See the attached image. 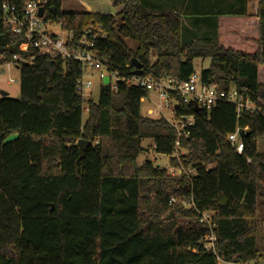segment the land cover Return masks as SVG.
I'll use <instances>...</instances> for the list:
<instances>
[{"label":"trees","instance_id":"trees-1","mask_svg":"<svg viewBox=\"0 0 264 264\" xmlns=\"http://www.w3.org/2000/svg\"><path fill=\"white\" fill-rule=\"evenodd\" d=\"M4 1L0 64L12 62L26 43L3 21ZM27 1L15 4L22 9ZM189 1L115 0L124 8L101 14L64 13L62 0H48V9L77 35L90 24L102 26L106 37L95 49L122 77L134 74L135 58L144 75L184 81L196 71L195 59H210L203 80L235 88L257 110L238 115L227 102L209 112L176 106V116L195 117L180 138L179 152L186 153L180 163L173 157L176 129L141 111L150 94L145 88L119 80L117 90L102 85L97 102L85 101L76 91V62L38 56L16 63L20 97H0V264H217L200 243L210 233L202 212L214 213L219 254L238 261L264 256L258 216L264 153L257 146L264 138V0L256 14H249L247 0L221 11L196 0L209 11L194 26L204 32L200 37L182 17L189 16ZM237 128H248L242 154L228 138ZM80 140L92 142L83 155ZM146 140L170 157L175 173L150 159L138 164Z\"/></svg>","mask_w":264,"mask_h":264},{"label":"built area","instance_id":"built-area-1","mask_svg":"<svg viewBox=\"0 0 264 264\" xmlns=\"http://www.w3.org/2000/svg\"><path fill=\"white\" fill-rule=\"evenodd\" d=\"M44 8L42 16H39L40 8ZM48 0H29L22 9H18L15 0H6L2 4V19L12 33L23 36L26 43L19 46L10 63L32 64L38 56L51 59L61 58L67 62H76L79 67L80 77L76 82L77 94L83 100L92 99L90 90L94 79H99L102 85H110L112 90H117V81H125L129 85L143 87L146 90L156 91L160 97L157 112L150 110L149 114H159L165 118L177 131L176 156L179 152L180 138L189 135V129L195 124L194 115H175V107L178 105L195 106L200 110L210 111L218 102L233 104L238 115L245 111L257 110L255 103L242 92L235 88L225 89L217 83H209L203 80L201 71H195L188 79L181 81L177 78L166 77L156 79L152 75H136L122 77L118 71L113 70L101 58V53L95 49V41L106 37V32L100 25L90 24L80 34L64 27L62 21L56 22L50 18ZM53 23H59L65 34H58L49 27ZM109 77V83L104 84L103 79ZM112 77L117 80L112 83ZM147 98V97H146ZM142 99V102L144 99ZM168 109L174 114V119H168L163 115V110ZM88 112V108L85 109ZM159 117V118H160ZM248 128H237L229 135V141L239 154L244 152L243 138L240 131ZM155 145H153V148ZM182 172V170H179ZM201 222L206 224L210 233L200 240L206 251H213L217 264H264V256L251 261H238L227 259L219 254L216 249L217 237L213 232L216 225L214 213L202 212Z\"/></svg>","mask_w":264,"mask_h":264},{"label":"rangeland","instance_id":"rangeland-1","mask_svg":"<svg viewBox=\"0 0 264 264\" xmlns=\"http://www.w3.org/2000/svg\"><path fill=\"white\" fill-rule=\"evenodd\" d=\"M196 0H190L189 3L186 6V13L189 14L186 18H184L185 25L189 27L188 29L191 32V34L195 37L203 36V31L194 29V26L198 24V22L202 21L201 18L205 17L206 14H208V10L203 7H196ZM234 0H225L227 5H231L235 2ZM260 0H249L251 3V10H254L255 4H257ZM124 8L123 4L119 5H113V10L115 9V13L120 12ZM61 11L64 13H74L78 11H88L81 7L79 2L77 0H62V6ZM90 12V11H88ZM194 14H199V17H195ZM207 17V16H206ZM52 31L58 34H65L64 29L61 27L59 23H53L49 27ZM185 35V33H184ZM128 44L131 47H135V43L132 41H127ZM156 59V56L152 55V60L154 61ZM195 69L196 71H201L202 69H206L210 66V59H195ZM117 80L115 77H112V83H115ZM100 88H101V81L99 79H94V84L90 90V95L92 99L97 102L99 100V94H100ZM2 92H7L8 96L11 98H19L20 97V71L16 64L13 63H5L0 64V97H2ZM160 103V97L158 92L156 91H150L149 96L144 99L142 102L141 111L145 116L151 117V118H159V114H149L150 110H153L157 112L158 105ZM163 115L166 116L168 119H174V114L168 110H163ZM88 118V113L85 111L83 115L84 122ZM151 142L149 140H146L143 142V147L145 148L144 151L140 154L138 158V164H143L146 159H150L155 165H158L159 167H165L169 170L171 174L175 173L177 169L170 166V157L167 155H158L152 150ZM257 146L258 151L260 153H264V138H257ZM181 154H186L184 151H180L179 154H177L175 157L179 159V156ZM182 158L179 159V162L181 163ZM190 169V168H189ZM187 170L191 173L193 172L192 169ZM179 170H181L179 168ZM178 170V172H180ZM181 173V172H180ZM187 206V204H185ZM258 216L261 221V228H260V237H259V247L261 250H264V207H259L258 209ZM264 262V259H263Z\"/></svg>","mask_w":264,"mask_h":264},{"label":"crops","instance_id":"crops-1","mask_svg":"<svg viewBox=\"0 0 264 264\" xmlns=\"http://www.w3.org/2000/svg\"><path fill=\"white\" fill-rule=\"evenodd\" d=\"M79 2V4L81 5V7H83L84 9L92 12V13H101V14H115V9L113 10V5H114V1L115 0H77ZM174 1V0H172ZM248 1V5H247V9L249 14H256L257 10H258V3L255 4L254 6V10H251V3ZM233 2H235L237 4V7L240 6V2L237 3V0H234ZM203 4L206 5V7L209 8H213L216 9L218 11H221L223 9H226L227 7V3L225 2V0H204ZM183 10V5L182 3L180 4V6L178 5V8H180ZM182 17H186L185 14H182ZM209 68V67H208Z\"/></svg>","mask_w":264,"mask_h":264},{"label":"water","instance_id":"water-1","mask_svg":"<svg viewBox=\"0 0 264 264\" xmlns=\"http://www.w3.org/2000/svg\"><path fill=\"white\" fill-rule=\"evenodd\" d=\"M55 8L53 7L52 8V11L55 13ZM43 12H44V8H40L39 10V16H42L43 15ZM133 63H134V66H135V71H134V74L136 75H142L144 73V70H143V67H142V64L137 60V59H133ZM109 80L110 78L109 77H105L103 79V83L104 84H108L109 83ZM8 96V93L7 92H2V97H7ZM197 110H200L199 107H196ZM246 135H248V133L244 130H241L240 131V136L241 138H244ZM92 144L91 141H87V140H80L78 142V147H79V152L81 155H83V153L85 152V150L88 148V146H90ZM54 209V206L52 205V209Z\"/></svg>","mask_w":264,"mask_h":264}]
</instances>
